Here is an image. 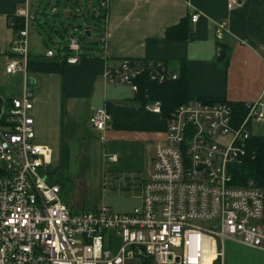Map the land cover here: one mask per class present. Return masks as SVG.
<instances>
[{
  "label": "built area",
  "instance_id": "2783aa9c",
  "mask_svg": "<svg viewBox=\"0 0 264 264\" xmlns=\"http://www.w3.org/2000/svg\"><path fill=\"white\" fill-rule=\"evenodd\" d=\"M238 3L228 0V8ZM99 6L107 7V0ZM15 16H22L25 25L14 33L5 72L26 74L28 27L36 16L26 8ZM199 17L194 13L191 21ZM215 30L220 54L227 21H217ZM67 45L74 54L65 58L49 50L46 57L77 63L82 46L74 36ZM178 76L166 61L124 57L106 66L104 85L127 86L136 93L141 77L162 83ZM33 96L27 78L0 123V264H148L152 258L224 264L227 240L264 250V185L254 179L239 185L233 171L247 154L253 121H264L261 102H245L241 122L226 101L195 98L177 106L168 117L165 143L156 148L152 171L140 182L141 205L115 212L105 203L75 210L64 203L61 185L46 172L52 150L34 141ZM146 108L161 112V103L149 102ZM90 122L103 133L111 116L100 107ZM113 237L121 241L116 254Z\"/></svg>",
  "mask_w": 264,
  "mask_h": 264
},
{
  "label": "crops",
  "instance_id": "0c3cea01",
  "mask_svg": "<svg viewBox=\"0 0 264 264\" xmlns=\"http://www.w3.org/2000/svg\"><path fill=\"white\" fill-rule=\"evenodd\" d=\"M21 8L36 15L28 29L40 22V9L30 0H0L1 70L5 76H18L22 81L20 92L27 78L30 82L35 141L52 150L46 165L49 178L60 184L57 180L70 168L71 155L78 159L77 194L106 186L108 180L143 174L147 166L152 167L156 148L165 143L167 117L141 106L135 95H125L127 86L104 85L106 66L116 65L120 58L163 60L172 69L185 63L196 97L244 104L259 101L264 105V0H239L232 9L228 0H107L97 51H82L79 61L67 63L63 73L27 70L26 74H8L5 64L13 55L14 36L8 22ZM95 8L93 16L98 15ZM194 13L200 14L196 22L191 21ZM184 17L190 27L187 38H166L167 28ZM222 20L228 23L220 42L223 58L217 52L215 30V23ZM28 49L34 62L63 61L46 54L33 55L29 44ZM0 97L4 100L2 116L6 101L19 96L7 95L0 85ZM100 107L111 116V126L103 133L90 122ZM111 155L117 160H110ZM76 201L78 209L98 205L78 195ZM224 251V264H264L262 249L227 240Z\"/></svg>",
  "mask_w": 264,
  "mask_h": 264
},
{
  "label": "rangeland",
  "instance_id": "374dc122",
  "mask_svg": "<svg viewBox=\"0 0 264 264\" xmlns=\"http://www.w3.org/2000/svg\"><path fill=\"white\" fill-rule=\"evenodd\" d=\"M30 2L34 7L40 9L41 12L40 22L37 21L34 25H30L29 29V46L33 55H45L49 50H52L56 54L58 52L63 54V52H66L64 47L68 44L71 36L78 39L83 48L82 51H97L99 49L103 25L101 21L96 23L92 15V8L94 5H98V0H30ZM86 27L90 28V36L86 33ZM68 52L74 54L72 51ZM21 82L18 76H5L1 70L0 85L6 88L7 95L17 93L20 96L22 94V90L21 92L19 90L22 87ZM124 89L125 95H135L129 87H125ZM9 108L6 105L4 113L8 114ZM252 134H264V121H253ZM77 161L78 159L71 155L69 160L70 168L67 172L60 173V179L57 180L62 185L61 196L66 205L75 210L77 195L81 198L87 197L88 201L92 199L98 202V204L105 203L115 212L131 211L134 207L141 205L140 182L149 176L152 171L151 166H147L143 174H139L138 176H123L114 181L108 180L106 186L89 188L77 194V189L75 188ZM120 243L119 238L113 237L111 243L113 254L117 253ZM148 264L180 263H161L152 258L148 260Z\"/></svg>",
  "mask_w": 264,
  "mask_h": 264
},
{
  "label": "trees",
  "instance_id": "16d2710c",
  "mask_svg": "<svg viewBox=\"0 0 264 264\" xmlns=\"http://www.w3.org/2000/svg\"><path fill=\"white\" fill-rule=\"evenodd\" d=\"M100 1L101 0H98V5H95L98 8V15L93 16L96 23L105 20L106 15V7L99 6ZM11 21L14 22L13 27L10 26ZM24 25L25 19L22 16H10L8 26L13 30V33L18 32L24 27ZM189 31L190 27L188 25V18L184 17L179 23L169 26L165 35L168 39H186ZM64 50L67 52L65 55L61 52H58L56 55H62L66 58L70 55L68 52V45L64 47ZM220 56L223 58L224 53L221 52ZM65 65H67V61L65 59L61 62L55 60L50 62H34L29 59L27 63V70L29 72L63 73ZM177 70L179 71V76L176 79L170 78L162 83L151 81L147 77H141L138 80V91L135 93L134 98L144 108L149 102L160 101L161 113L167 118L177 106L195 98L210 103L226 101L225 98L196 97L192 92L186 64L183 63ZM228 103L232 106L235 119L241 122L247 114L245 104L242 102L230 101H228ZM6 105L9 107L11 106V99L6 101ZM5 116L6 114H4L1 118V124L4 123ZM233 171L235 181L239 185L245 184L251 179H254L260 186L264 185V134H252L248 141L247 154L243 157L242 162L234 167Z\"/></svg>",
  "mask_w": 264,
  "mask_h": 264
},
{
  "label": "water",
  "instance_id": "95a60500",
  "mask_svg": "<svg viewBox=\"0 0 264 264\" xmlns=\"http://www.w3.org/2000/svg\"><path fill=\"white\" fill-rule=\"evenodd\" d=\"M86 33H87V35L88 36H90L91 35V31H90V28L89 27H86ZM29 84H30V82H29ZM3 106H4V100L0 97V116H1V114H2V110H3ZM179 260L177 259V262H178Z\"/></svg>",
  "mask_w": 264,
  "mask_h": 264
},
{
  "label": "bare ground",
  "instance_id": "6f19581e",
  "mask_svg": "<svg viewBox=\"0 0 264 264\" xmlns=\"http://www.w3.org/2000/svg\"><path fill=\"white\" fill-rule=\"evenodd\" d=\"M207 264H209V263H207Z\"/></svg>",
  "mask_w": 264,
  "mask_h": 264
}]
</instances>
